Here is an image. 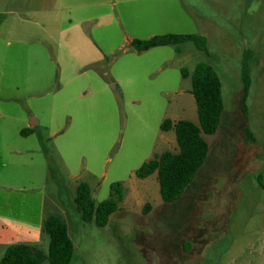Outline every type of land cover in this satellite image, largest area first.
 Wrapping results in <instances>:
<instances>
[{
    "label": "rangeland",
    "instance_id": "374dc122",
    "mask_svg": "<svg viewBox=\"0 0 264 264\" xmlns=\"http://www.w3.org/2000/svg\"><path fill=\"white\" fill-rule=\"evenodd\" d=\"M34 1H12L17 14L0 23V112L39 119L27 139L0 128V213L47 251L36 207L38 192L47 194L45 217L56 212L69 225L71 264H264V0ZM166 33L203 35L208 53L192 41L142 52L131 44ZM202 61L222 79L225 111L218 132L205 135L202 168L169 204L157 175L136 170L178 150L165 119L198 122L182 68L192 73ZM244 65L248 121L239 107ZM82 181L97 202L124 184L105 227L78 213Z\"/></svg>",
    "mask_w": 264,
    "mask_h": 264
},
{
    "label": "trees",
    "instance_id": "16d2710c",
    "mask_svg": "<svg viewBox=\"0 0 264 264\" xmlns=\"http://www.w3.org/2000/svg\"><path fill=\"white\" fill-rule=\"evenodd\" d=\"M192 41L196 47L202 48L205 53L206 38L195 33H166L157 34L150 38L132 40V46L139 52L158 46L174 45ZM244 81L239 107L248 121V98L250 95L251 79L246 66L242 69ZM182 76H191V92L196 100L198 122L189 119L173 121L165 119L161 124L163 131L173 130L176 135L178 150H167L155 153L152 158L144 162L137 170L136 176L145 179L156 174L159 182L162 200L173 204L180 200L186 189L194 181L198 171L202 168L210 151V143L205 135H214L220 128L221 118L225 111L222 79L214 66L207 61L195 65L192 73L182 68ZM32 129L22 131V134L31 133ZM247 138H251L248 126L244 128ZM125 186L121 181L111 184L109 198L97 202L92 188L86 181L76 187L74 203L78 213L85 222H95L105 227L110 217L123 200ZM151 205L144 206V212L149 211ZM43 231L49 237V246L46 251L35 242L22 241L6 247L0 264H71L75 256V245L70 236L69 225L63 215L49 213L43 220ZM187 244L185 246L188 247Z\"/></svg>",
    "mask_w": 264,
    "mask_h": 264
},
{
    "label": "crops",
    "instance_id": "0c3cea01",
    "mask_svg": "<svg viewBox=\"0 0 264 264\" xmlns=\"http://www.w3.org/2000/svg\"><path fill=\"white\" fill-rule=\"evenodd\" d=\"M14 0H0V23L1 25L4 23V21L11 17L12 15L17 14V9L15 7L10 8V5ZM39 4V0L34 1V5L37 6ZM154 36V35H153ZM152 37V36H151ZM150 38V37H149ZM29 115H31L29 113ZM30 117V118H29ZM22 116L19 114L14 113H4L0 112V128H4L5 134L11 133L12 131L16 132V134H19L24 139H27L28 137L34 136L36 134V126L39 123V119H35L32 116ZM32 129L31 133L28 134H22V131H26ZM12 141H9L6 144L11 143ZM10 147V145H8ZM16 154H26L28 152L27 149H20L19 147H16L14 150ZM38 152L46 153V158L48 152L44 147L37 150ZM13 153V154H14ZM48 163V160L45 161V165ZM42 165L44 163L42 162ZM4 166H7L6 163H4ZM6 188H11V186H6ZM21 191H24V189L20 188ZM46 192V191H45ZM37 199L40 201V203H36V207L38 208V214L40 218V223L43 226V220L45 218L46 213V204L48 196L47 194H44L42 191H39L36 195ZM26 198V195L24 196ZM7 203V197L6 199H2V205ZM24 206H26V203H23ZM17 221L22 224H27L28 221L25 220V216H21V213H19L17 216ZM22 241H29V242H36L35 239L28 236L26 233L22 232L20 228L14 226L9 219L4 217L2 213H0V249H4V252L6 250V247L10 244L22 242Z\"/></svg>",
    "mask_w": 264,
    "mask_h": 264
}]
</instances>
